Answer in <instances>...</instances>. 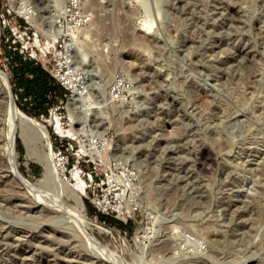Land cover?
<instances>
[{
    "label": "rangeland",
    "instance_id": "374dc122",
    "mask_svg": "<svg viewBox=\"0 0 264 264\" xmlns=\"http://www.w3.org/2000/svg\"><path fill=\"white\" fill-rule=\"evenodd\" d=\"M53 9L52 0H0V69L17 106L50 135L57 110L65 127L74 118L79 142L87 143L80 128H90L107 150L82 170L57 163L63 186L46 180L41 188L44 169L16 137L18 169L38 190L27 193L0 172V264H264V0H85L90 22L74 40L51 35ZM57 71H70L100 101L72 118V89ZM114 83L119 98L110 99ZM113 159L139 170L124 214L103 213L127 219L125 229L103 222L90 203ZM81 172L93 178L82 197L87 218L107 230L89 232L111 257L90 247L65 211L81 192L71 176Z\"/></svg>",
    "mask_w": 264,
    "mask_h": 264
},
{
    "label": "built area",
    "instance_id": "2783aa9c",
    "mask_svg": "<svg viewBox=\"0 0 264 264\" xmlns=\"http://www.w3.org/2000/svg\"><path fill=\"white\" fill-rule=\"evenodd\" d=\"M54 3V9L51 14L52 23L50 27V32L52 34H57L66 38L67 40H74L76 36L79 34V31L83 29L89 22L90 17L88 13L84 10V2L85 0H52ZM2 19L5 18V14L2 13ZM27 20L26 18H24ZM66 51V56H70ZM63 57V59L66 58ZM70 71L62 72L57 71L53 74V77L59 81L61 86L66 89V86L72 89V93L70 98L66 97L65 105L66 112L70 114L74 113L80 107H88L93 102H99V99L91 98L88 92L87 87L82 84H76L75 79L70 76ZM73 83V87L70 86L69 82ZM120 83H114L108 87V97L111 99L119 98L117 94ZM69 90V89H66ZM77 90L76 96L75 91ZM80 97L86 100V103L80 100V102L74 101L75 97ZM84 109V108H83ZM50 115V113H49ZM57 116V110H54L52 113V121L50 123L51 126V135L49 134V140L51 144V151L59 165L67 172V169L73 164L75 166H80L82 170V163L86 162V158H90L91 161H87L93 164L96 162H102L101 158L103 156L104 151H106V142L104 140H97L94 137V133L90 128L81 127L83 130L87 143H81L78 141L79 131L77 133H73L74 131V120H71V125L69 127H65V123L62 121L60 117ZM76 128V127H75ZM79 130V129H78ZM52 139V140H51ZM108 171L104 173V175L99 179L101 183V188L104 189L102 194L93 195L90 203L96 207L98 213H120L123 215L122 203L124 201V197L130 199L133 196V191L136 188V184L139 180V170L136 169L132 165L119 163L116 160H112L111 162H107ZM84 172L78 173V179L81 180L83 184H86V181L92 180V173H88V177L83 175ZM71 176V175H70ZM71 180L76 181L74 176H71ZM89 187L84 185V190L82 191L83 196L86 193V190ZM89 200V198H88ZM116 203L114 206L113 204ZM114 206V207H113ZM96 218V216H95ZM127 219L124 221L126 224Z\"/></svg>",
    "mask_w": 264,
    "mask_h": 264
},
{
    "label": "bare ground",
    "instance_id": "6f19581e",
    "mask_svg": "<svg viewBox=\"0 0 264 264\" xmlns=\"http://www.w3.org/2000/svg\"><path fill=\"white\" fill-rule=\"evenodd\" d=\"M49 1V0H48ZM40 7V6H39ZM28 8H24V17L26 19H28L29 21L33 22L34 21V16L31 15L30 10H27ZM36 9V8H35ZM35 16H37L35 14ZM52 20V18H51ZM50 20L49 24L51 27V23L52 21ZM45 21H43L44 23ZM152 24V23H151ZM152 26L150 25H145L144 24V29L142 30L144 32V34H148L150 33V28ZM138 30V29H137ZM50 38V37H49ZM100 75V74H99ZM101 78V77H100ZM70 86L73 87V83L70 81ZM77 90L75 91V96H76ZM2 97V99H4V103H5V108L6 111L8 113V124H7V130H6V138L4 144L2 145V151L5 155V169H2V167L4 166H0V172L5 171L8 176H11L13 178L12 184H14L15 186H17V184L19 185L18 187H22L25 191H27V193L29 192H34L37 189L36 185L34 183H32L29 179H27L18 169L17 166V151H16V137H19L26 149L27 155L30 157H34L37 159V161H39L44 169L43 171V176L42 178H40L38 180V182L41 184L43 182H47L46 180L49 181H57L59 183H61V178H60V174L58 173L59 169L57 168V161L54 158V155L50 149V140H49V133L46 129V127H44L38 120L29 117L26 113H24L16 104V101L12 95V92L10 90V86H9V78L8 75L0 69V98ZM86 99V98H85ZM80 97H75L73 100L80 102L83 101V103H86V100ZM2 102V101H1ZM4 105V104H3ZM92 108V107H91ZM4 111V110H3ZM73 118V115L70 114ZM1 117V116H0ZM74 120V118L72 119ZM77 124L76 122H74V125ZM75 131V128H74ZM2 132V131H1ZM76 134V131L73 132ZM4 134V133H3ZM2 134V135H3ZM2 141V140H1ZM4 141V140H3ZM1 144V143H0ZM46 148V150H45ZM47 149H49V151H47ZM207 154V151H200L198 153L197 156H202V158L204 159V156ZM3 156V155H2ZM199 156V157H200ZM2 163V161L0 162ZM201 163V162H200ZM4 164V163H3ZM203 168V167H202ZM4 172V173H5ZM1 174V173H0ZM6 174V175H7ZM4 175V174H2ZM5 175V176H6ZM74 178L77 180V184H78V188L81 189L80 191H77L76 193L73 194V200L75 203V206L72 207L73 209L71 211L65 210L66 212H70V216L72 218H74L73 220H75L78 223V227H80V231L84 237L85 242L92 247L93 249H95V251H98V253L100 252L101 254L107 255V256H112V253L107 249V247L105 245H103V243H101L92 233H90L89 231L95 227L100 233H104L107 232V230L99 225L96 224H92V222L87 218V215L85 213V206L83 204V193L82 191L84 190V184L81 182V180L78 179V173H74ZM6 179V178H5ZM8 179V178H7ZM10 184V183H9ZM51 184V183H50ZM54 185V184H53ZM4 186V185H3ZM40 186V185H39ZM44 186V183L41 185ZM62 183L60 184V187H62ZM9 187V186H8ZM55 187V186H54ZM6 188V187H5ZM40 188V187H39ZM56 188V187H55ZM65 188V187H64ZM13 190V189H12ZM58 191V190H57ZM55 193V192H54ZM38 195V196H37ZM41 195V194H40ZM39 192H37L36 194V198H38L39 196ZM55 195V194H54ZM53 195L50 198L53 199ZM59 197V196H57ZM40 198V197H39ZM56 198V197H55ZM55 198L53 199L54 204H56V200ZM43 199V198H42ZM60 199V198H59ZM61 200V199H60ZM40 201V200H39ZM59 201V200H58ZM62 201V200H61ZM41 202V201H40ZM47 202V201H45ZM58 203V202H57ZM60 203V202H59ZM58 203V204H59ZM52 204V203H50ZM57 204V205H58ZM48 205V204H46ZM64 205V204H63ZM50 206V205H49ZM55 206V205H54ZM53 206V208H55ZM60 208H62V205H58ZM65 206V205H64ZM67 208V207H65ZM49 209V207H48ZM71 209V208H70ZM51 210V208H50ZM58 210V209H57ZM61 210V209H60ZM59 210V211H60ZM63 210V209H62ZM56 211V210H55ZM57 211V212H59ZM61 212V211H60ZM66 212H63L66 213ZM53 213H54V209H53ZM52 214V213H51ZM58 215L61 213H57ZM69 213H67L68 215ZM57 215V216H58ZM65 215V214H64ZM55 216V215H54ZM63 217V216H62ZM55 218V217H54ZM66 218V217H64ZM69 218V217H68ZM52 220V217H51ZM50 220V221H51ZM54 221H59V218L57 220V218L53 219ZM52 220V221H53ZM60 220L61 216H60ZM66 220V219H65ZM71 219V221H73ZM74 221V222H75ZM76 226V225H75ZM1 231V230H0ZM79 231V232H80ZM80 233V234H81ZM23 235V234H22ZM46 237V236H45ZM15 244V243H14ZM84 244V243H83ZM174 244V243H173ZM171 245V244H170ZM197 245V244H196ZM9 246V245H8ZM83 246V245H82ZM169 247V246H168ZM183 247V246H182ZM189 247V246H188ZM187 247V248H188ZM199 247V246H198ZM194 248V247H193ZM155 249V248H154ZM176 251L173 252V254L171 255L174 259H178L179 252L181 251V247H177L175 248ZM183 249V248H182ZM166 251V250H165ZM186 251V250H185ZM198 252V250H196V253ZM214 252V251H213ZM97 253V252H96ZM97 253V254H98ZM165 253V252H164ZM193 255V252H191ZM194 253V254H196ZM215 254V253H214ZM199 255V254H198ZM163 256V255H162ZM167 256V255H166ZM170 256V257H171ZM201 256V254H200ZM217 256V255H216ZM219 256V255H218ZM26 257V256H25ZM30 257V256H29ZM103 258L105 259V257L103 256ZM218 258V257H217ZM39 259V258H38ZM64 259V258H63ZM76 259V258H75ZM172 259V258H171ZM173 259V260H174ZM69 260V259H67ZM71 260V259H70ZM89 260V259H88ZM111 260V259H110ZM200 260V259H198ZM81 261V260H80ZM241 261V260H240ZM42 262V261H41ZM89 262V261H88ZM118 262V261H117ZM179 262V261H177ZM200 262V261H199ZM19 263V262H18ZM84 263V262H83ZM220 263V262H219ZM2 264V263H1ZM31 264V263H30ZM49 264V263H48ZM59 264V263H58ZM92 264V263H91ZM175 264V263H174ZM181 264V263H180Z\"/></svg>",
    "mask_w": 264,
    "mask_h": 264
},
{
    "label": "trees",
    "instance_id": "16d2710c",
    "mask_svg": "<svg viewBox=\"0 0 264 264\" xmlns=\"http://www.w3.org/2000/svg\"><path fill=\"white\" fill-rule=\"evenodd\" d=\"M43 74L45 76L44 80H46V82H49V83L53 82V79L47 73H43ZM27 88H28V91H29L31 87H29V85H28ZM37 89L38 88H35V90H37ZM87 204H89V203L87 202ZM102 218H103V220H102L103 222H107L108 221L110 223L118 225L119 227H121L123 229L128 228V223L125 224V223H122L121 221H118V220H115V219H111V217H108L106 215H103Z\"/></svg>",
    "mask_w": 264,
    "mask_h": 264
}]
</instances>
